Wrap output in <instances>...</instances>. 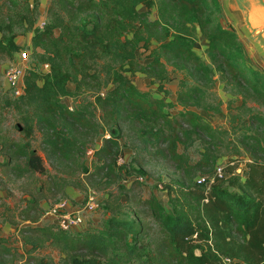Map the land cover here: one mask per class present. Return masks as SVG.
I'll use <instances>...</instances> for the list:
<instances>
[{"label":"trees","instance_id":"1","mask_svg":"<svg viewBox=\"0 0 264 264\" xmlns=\"http://www.w3.org/2000/svg\"><path fill=\"white\" fill-rule=\"evenodd\" d=\"M154 9L156 16L151 17ZM48 15L50 20L34 29L29 49L37 57V67L27 70L25 92L18 95L34 108L23 118L24 138L42 124L51 152L75 158L81 147L74 124L89 126L95 133L98 126L87 111L70 108L62 98L96 90L94 102L102 108L101 121L111 130L95 150L100 168L116 173L107 159L119 145L117 130L124 119L130 121L143 148L166 143L160 151L182 173L163 185L171 210L157 194L130 195L136 185H122L129 191L126 201L133 207V217L113 213L96 230L71 231L58 224L24 228L29 232L24 243L32 245L33 264H55L49 256L30 253L45 241L63 253L59 264H227L225 257L235 264H264V113L247 105L249 99L264 100V70L252 62L237 31L223 22L220 0H51ZM199 32L208 39L209 60L197 51ZM153 39L158 42L152 49L154 58L143 65L137 49H149ZM23 48L28 46L16 40L13 26L0 25V53L16 54ZM46 63L49 67L42 68ZM168 65L182 73L176 101L151 100L132 75L147 71L163 78ZM217 72L226 90L243 97L239 107L248 112L244 124L232 127L239 130L233 137L230 129L215 127L200 111L222 110V99L214 90ZM197 138L203 147L192 162L187 147ZM228 139L239 140L230 152L249 155L245 175L234 173L209 185L200 183L199 170L214 169ZM0 142L4 167L17 172L46 170L30 140ZM180 142L186 143L183 151ZM110 199L106 205L112 211L121 207L119 199L118 205ZM31 204L38 206L35 200ZM17 249L0 234V264H15Z\"/></svg>","mask_w":264,"mask_h":264},{"label":"rangeland","instance_id":"2","mask_svg":"<svg viewBox=\"0 0 264 264\" xmlns=\"http://www.w3.org/2000/svg\"><path fill=\"white\" fill-rule=\"evenodd\" d=\"M50 2L51 0H38V6H36V0H0V25L11 24L16 34V40L29 48L32 44L31 37L35 27L44 25L46 21L50 20L48 15ZM141 8L143 9V6ZM155 16L154 9L151 17ZM59 31L57 29V33ZM199 33L201 47L197 51L209 60L206 52L208 39L205 34ZM157 44V40L153 39L149 49L144 46L137 49V57L143 65L153 60L152 49ZM36 58L31 50V63L29 64L31 68L37 67ZM17 59V53H0V141L7 139L8 141L12 139L30 140L32 146L42 155L46 170L44 172H17L10 166L4 167L0 164V234L8 237L9 243L18 248L15 264H33V260L29 257V250L32 245L24 243L29 232H25L24 228L37 224L57 225V218L48 215L46 212L59 200L65 199L72 207H77L86 201L92 191L98 193L99 207L85 213V222L80 230L101 228L103 222L113 213L119 218L134 216L132 205L126 201L125 192L129 191L121 188L122 185L126 188L136 185V188L130 191V195L139 192L143 198H146L152 193L157 194L163 204L171 210L167 189L163 185L182 172L169 155L164 154L165 151H160L166 147V143L143 148L139 143L140 139L136 135V131L131 128L129 120L122 119L120 121V127L117 130L120 132L119 145L112 149V153L107 159V161L113 162L117 174L112 171L107 173V168L104 170L99 167L102 161L95 154V150L103 145L105 138L111 134V130H108L110 126H104L101 121L102 108L94 102L97 95L96 90H85L82 94L62 98L69 107H79L87 111L88 116L98 126V132L95 133V130L89 126L74 124V133L78 136L81 147V152L75 158L70 159L51 152L44 141L46 129L42 124L37 123L32 135L24 138V133L21 131L25 124L23 118L26 113H33L34 108L31 104L23 103L24 100L21 96L12 93L4 76L5 68ZM167 71V75L163 78L158 75H151L147 71H137L132 77L138 87L147 92L151 100L165 97L167 100L176 101L182 73L175 70L172 65L167 66ZM215 77L214 90L222 99V110L216 113L206 110L200 111L215 127L230 129L233 132L231 134L233 137L239 134V130L232 127L239 123L244 124L248 120L246 117L248 112L239 107L243 97L226 90L219 72L216 73ZM69 86L73 87V83H70ZM247 105L252 106L255 111L264 113V100L253 101L249 99ZM171 111L175 113L177 109H171ZM58 118L63 121L61 116ZM69 122H72V119H69ZM193 137H196L195 133ZM201 142V138H197L187 147L192 156V162H195L200 156L199 151L203 147ZM226 143V146H223L225 153L222 158L224 160L221 162L226 165L224 176L228 178L235 173L243 178L249 155L245 152L241 154L230 152L239 144L238 139H228ZM185 146L186 143L180 142V151H183ZM0 148H2L1 142ZM7 149L10 148L7 147ZM4 156V153L0 154V159H3ZM227 159L228 163H226ZM19 160L23 162L24 159L21 157ZM140 169L145 173H142L144 179L138 182L136 176L139 174L136 170ZM128 170L134 173L130 175ZM209 170L212 169L206 167L199 170L198 173L201 175L209 172ZM231 188L234 189V187ZM108 199L113 205H118L119 199V202L122 203L121 207L112 211L106 205ZM32 200L37 201L38 208L32 206ZM31 234L34 239H38L34 233ZM30 253L49 256L55 264H59L63 255L49 241H45Z\"/></svg>","mask_w":264,"mask_h":264},{"label":"built area","instance_id":"3","mask_svg":"<svg viewBox=\"0 0 264 264\" xmlns=\"http://www.w3.org/2000/svg\"><path fill=\"white\" fill-rule=\"evenodd\" d=\"M43 26V25H41ZM18 59L17 61L11 63L7 66L4 70V76L7 80L9 87L12 90L14 95H21L25 92V81L24 76L27 70L30 67L31 63V49L23 48L18 51ZM44 69L49 67V64H42ZM73 108V107H70ZM223 158L218 161L216 166L212 171L207 173L201 174L198 176V181L200 183L210 184L214 181L217 177H223L225 175V167L223 162ZM228 163V159L226 161ZM136 178L138 180H143L144 175H137ZM99 197L98 193L92 191L89 196L87 197L86 201L77 207H72L67 200L62 199L55 202L48 210V215H53L57 218V224L67 230L76 231L80 230L82 224L85 222V213L88 211H93L99 207ZM227 264H235V262L230 257L224 258ZM244 264V263H241Z\"/></svg>","mask_w":264,"mask_h":264},{"label":"crops","instance_id":"4","mask_svg":"<svg viewBox=\"0 0 264 264\" xmlns=\"http://www.w3.org/2000/svg\"><path fill=\"white\" fill-rule=\"evenodd\" d=\"M220 3L223 22L237 31L252 62L264 70V0H220Z\"/></svg>","mask_w":264,"mask_h":264}]
</instances>
